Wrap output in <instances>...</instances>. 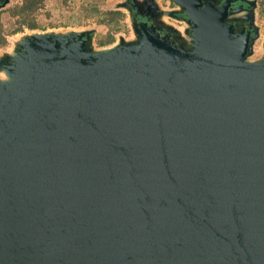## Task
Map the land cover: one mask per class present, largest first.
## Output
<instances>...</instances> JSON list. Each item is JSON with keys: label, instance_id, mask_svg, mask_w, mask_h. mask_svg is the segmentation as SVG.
Returning <instances> with one entry per match:
<instances>
[{"label": "water", "instance_id": "water-1", "mask_svg": "<svg viewBox=\"0 0 264 264\" xmlns=\"http://www.w3.org/2000/svg\"><path fill=\"white\" fill-rule=\"evenodd\" d=\"M174 1L192 47L140 23L136 43L39 34L2 62L0 264H264L256 29L233 31V0Z\"/></svg>", "mask_w": 264, "mask_h": 264}, {"label": "rangeland", "instance_id": "rangeland-1", "mask_svg": "<svg viewBox=\"0 0 264 264\" xmlns=\"http://www.w3.org/2000/svg\"><path fill=\"white\" fill-rule=\"evenodd\" d=\"M241 1L250 6L233 10L229 18L252 20L256 33L246 60L261 62L264 60V0ZM23 2L0 0V81L9 79L2 62L17 56L23 42L39 34L89 33L88 45L93 52L138 42L132 5L141 11L151 8L157 21L192 47V27L179 15L182 8L173 0H42L34 11L20 12Z\"/></svg>", "mask_w": 264, "mask_h": 264}, {"label": "flooded vegetation", "instance_id": "flooded-vegetation-1", "mask_svg": "<svg viewBox=\"0 0 264 264\" xmlns=\"http://www.w3.org/2000/svg\"><path fill=\"white\" fill-rule=\"evenodd\" d=\"M224 1L225 0H204L205 4H212L215 7H220ZM241 5H243V8H246L245 4L242 3L241 0H233V2L231 4V8L229 9V12H228V20L231 23H233V25H234L233 31L235 33H245L246 31L249 30V27H250L249 26L250 23L247 20L230 19L229 18L231 12L233 10L239 8V6H241ZM179 6H181V5L179 4ZM181 8H182V10L179 13H185L183 6H181ZM132 10H133L132 11L133 17H134V20L137 24V27L139 26L140 23H143V24L147 23L149 26L157 27L159 36L161 38H166L168 42L173 43L175 45L184 44L183 40H181L179 37H177L171 28L162 24L161 22L157 21L154 18V14H153L151 8H149V9L146 8L145 10L141 11V10H138V8L133 7ZM182 18H185L186 21L188 20L187 17H185V16ZM185 46H187V45H185Z\"/></svg>", "mask_w": 264, "mask_h": 264}, {"label": "trees", "instance_id": "trees-1", "mask_svg": "<svg viewBox=\"0 0 264 264\" xmlns=\"http://www.w3.org/2000/svg\"><path fill=\"white\" fill-rule=\"evenodd\" d=\"M41 2H42V0H24L22 6L19 8L21 10L20 12H22V10L25 12H32L39 6V4ZM243 3L245 4L246 7H249L247 2H243ZM179 15L181 17H184V16L187 17V13H179ZM87 46H89V45H87Z\"/></svg>", "mask_w": 264, "mask_h": 264}]
</instances>
